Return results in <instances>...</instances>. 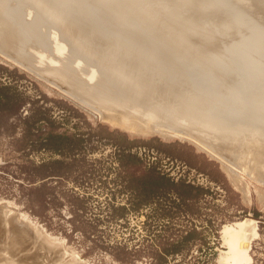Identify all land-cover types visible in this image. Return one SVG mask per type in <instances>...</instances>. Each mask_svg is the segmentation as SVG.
Segmentation results:
<instances>
[{
	"label": "rangeland",
	"instance_id": "1",
	"mask_svg": "<svg viewBox=\"0 0 264 264\" xmlns=\"http://www.w3.org/2000/svg\"><path fill=\"white\" fill-rule=\"evenodd\" d=\"M187 2L186 0H0L2 6L0 16H4L3 21L5 18L9 22L7 23L9 30L6 32V29H3L1 37H7L10 41L8 50L7 44L2 46L6 51L0 48L4 51L3 53L0 50V214L6 220L19 217L30 223L26 230L23 229L24 232L28 230L26 232L28 234H20L18 230H11L12 226L17 225L15 222L12 221L10 224L0 219V231L2 230L0 264H32L33 256L37 254L38 262L33 264H232L226 253L227 227L238 228L239 223L245 218H251L257 224V235L250 243L248 263L264 264V206L258 201L257 195V192L264 191V184L255 179L253 173H247L244 168V170L240 167L236 168L240 183L246 189L244 193L232 184L227 171L221 167L219 161L199 149L190 140L181 137L168 138L159 134H132L129 129L113 125L99 117L98 111L102 107L99 109L96 107L95 111V106L108 105L109 101L107 104L101 103L102 98L92 95L94 103L87 102L93 100L91 97L88 98L91 94L103 91L109 95L108 91H114L125 82L128 84L127 89L126 85L124 88L129 93L123 88L124 92L128 95L133 94L131 87L135 91L139 87V85L135 87L139 82H134L135 84L131 86L130 83L134 80L130 81L127 77L128 81H126L124 76L122 78V75L118 74L119 71L117 72L131 66H134L135 70L134 77L130 76L135 78V81L137 79L142 83L145 82V86L150 85L148 86L150 88L141 87V83V88L136 89L135 92L138 93H134V97L138 98L136 100L139 104L135 99L136 102L127 101L126 98L129 96L124 95L122 87H120L121 92L117 91L119 89L114 91L119 94L117 98L120 99L112 98L111 94L106 98L111 102L115 100L113 105L116 102L114 106H117V102L119 103L124 95L123 103L125 101L129 102L127 105L131 103L132 108L134 107V112L133 110L131 112L134 114H137L138 110L143 112L140 106H148L142 107L148 109H144V114L138 112L141 116H137L141 119L145 113L146 118L152 114L153 117L158 115L150 109L153 111L152 107H156L155 104L159 101L153 100L162 92L164 93L162 96L166 94L175 102L164 96L165 100L168 99L167 104L169 100L173 104L179 102L185 104L180 98H183L182 95L187 93V90H189L188 100L193 101L192 96L195 98L197 95V99L200 100L197 101L198 105L205 102L203 99L206 101L211 99L212 105H216L214 107L209 105L210 108H207L209 113H205L211 117L215 116L216 119L222 118V111L226 107L232 110L237 101L241 100L245 103V99L251 98V95L260 96L264 91L262 84L264 80L260 78V75L264 76L262 70L264 61H257L260 63L259 70L249 73L246 71V76L242 62L237 61L240 60V56L244 58L242 56L244 54L238 56L235 53L239 54L240 50L242 53L249 48L244 49L238 45L237 40L232 41L238 35L233 32L235 31L232 28L233 23L232 26L230 24L225 26L228 28H224L223 25L234 11H240L249 19V23L242 27L241 33L251 35L250 27L253 23L264 27V0H190V2L188 0ZM205 7L215 11L209 12ZM224 17L226 21L223 20ZM220 18L223 21H220ZM219 21L225 23H221L223 28L221 24L219 26ZM217 26L223 32H220ZM214 28L220 33L213 31ZM202 29L210 32L204 34ZM227 30L232 34L228 32L225 34ZM200 33L205 35H203L205 42L209 34L210 36L214 34L212 38L210 37L213 41L216 40L213 37L219 36V38L214 42L209 38L211 40H208L209 43L213 42V44L209 45L207 41L203 42L205 44L203 46L201 44L203 37H198L202 35ZM227 34L231 36V42L230 39L228 40L229 37L225 36ZM221 37L225 43L220 41ZM226 37L228 41L224 40ZM235 43H237L236 48ZM206 48L212 53L219 50L221 56L224 51H229L228 48L240 50L229 51L227 57L224 53L221 59L220 54L214 52L215 54L212 55L209 52L208 55L214 56V59L215 55L219 56L220 60L216 59L221 61L214 60L212 65L213 59H210L211 61L204 59L208 52ZM190 49H194L192 52L196 51L192 56ZM202 50L203 52H200ZM257 51L261 52L260 58L264 57L263 49ZM199 52L203 54L206 52V55L194 56ZM228 55L232 56L228 57ZM59 56L66 61L57 59ZM233 56L234 59L238 58L234 60ZM196 57L199 61H205L197 62ZM222 58H227L226 62H223L228 68L231 66L230 69L218 64L223 63ZM57 61L63 62L67 67L70 66L68 68H73L75 73L80 72L75 75L80 77L74 76L77 78L74 79L71 76V73L75 74L74 70L69 72L64 65L75 88L64 87L63 85L67 83L61 79L59 81L63 83L61 88L58 82L56 84L53 81V84L52 79L49 81L52 72L47 71L48 76L45 75V70L52 69L57 65ZM149 61L155 68L149 64ZM53 62L56 64L54 65ZM81 63L84 64L85 68L82 67L84 70L81 69ZM28 64L31 67H28ZM60 64L58 67L63 66ZM48 66L49 68H46ZM212 66L214 69L218 67L217 70L221 71L213 70ZM109 69L114 71L116 76ZM38 70L40 74L42 70V74L44 72L49 79L43 78L42 74L38 75ZM55 71L59 70L55 68ZM104 72L113 73L116 80L112 79V83L109 80L108 83L107 77L111 79L113 76L111 77V73L109 76L104 75ZM256 74H260L259 79L257 78L259 81H255L256 85L248 86L246 80L243 81L244 75L248 82L255 80ZM117 75L120 80L122 79L123 84L118 83L120 80ZM220 75L222 80L228 82H220L222 81L218 77ZM58 78L53 79L57 81ZM113 82L114 84L116 82L115 85L119 84L115 89ZM106 85H110L108 87L111 88L108 90ZM69 88L75 93L79 89L78 93L81 91L79 94H84L83 102L76 98L75 94H73L75 97L70 96L67 93ZM81 89L91 94L88 96ZM148 89H152L151 93L154 95L156 91L160 94L156 92L158 95L154 97ZM182 89L186 90L184 94H181L182 91L184 92ZM139 91L141 93L147 91L150 95L148 94L147 97L145 95L147 93H140L139 97L145 98L143 101L142 98L136 97ZM230 91L234 93L229 100L227 95H231ZM115 93L113 95L117 96ZM240 93L244 96L239 95ZM214 95L220 97L222 95V99L225 97L228 100L217 99L218 96ZM85 96L88 99L86 103ZM150 96L153 98L151 99ZM146 97L154 102V106L146 103ZM159 98L163 99L159 96L158 100ZM213 98L217 100L214 101ZM212 99L214 102L220 99L225 105H221L219 100L220 104L217 103L221 107L218 109L225 106L222 108L224 110L219 111L218 104L213 103ZM229 101L234 103H231L232 107H228ZM208 102H205L207 106ZM160 103H157V106L159 107V104L163 106V111L161 106L159 111L166 113L167 109L164 108L166 105H163L162 100ZM127 105L125 107L123 104L125 111ZM182 105L179 104V108ZM118 107L119 110L122 108ZM137 107L139 109H136ZM128 108L132 109L129 106ZM190 108L187 107V111L181 112L182 115L188 111L193 113L186 114V117L184 115L185 121L181 119V113L178 114L176 111L174 114V110L170 108L167 113L173 112L174 117L176 116V120L180 119L179 121H173L175 119L173 117L164 120V116L161 117L163 114L159 112L160 116H156L157 119L160 117L164 121L159 122L158 119V123L155 119L152 123L188 132L191 127L192 134L195 131L196 136L199 134L202 137L201 132L207 133L205 137L211 138V141L215 140L214 142H217L216 140L223 142L227 136L223 131L227 126H234L228 121L232 113H228L230 109L228 111L226 109V115V111L224 112L223 118L226 119L222 121V125H218L217 131L215 128L212 130L213 127H201L203 117L196 118L199 113L196 109L199 110L202 106L197 107L196 112ZM214 110L218 112V116L221 112V117H216L217 112ZM147 111L151 115H148ZM210 112L212 114L214 112L215 115ZM168 115L166 118L169 117ZM177 115H180L179 118ZM192 115L195 117L193 118ZM205 115L203 116L210 118ZM215 118L211 119L215 120ZM197 119L199 120L196 121ZM170 122L182 124L180 126L185 130L180 126L176 127L175 123L172 126ZM186 122L189 123V127ZM205 127L209 128V131ZM216 132H218L217 138L211 136L216 135ZM263 135L262 129L259 137H264ZM226 142L232 144L229 145L231 147L235 145L231 140L229 142L227 139ZM252 144L253 147H257L254 142ZM263 146L264 143L261 147Z\"/></svg>",
	"mask_w": 264,
	"mask_h": 264
},
{
	"label": "bare ground",
	"instance_id": "2",
	"mask_svg": "<svg viewBox=\"0 0 264 264\" xmlns=\"http://www.w3.org/2000/svg\"><path fill=\"white\" fill-rule=\"evenodd\" d=\"M188 0H186V3H188L187 2ZM185 2V1H184ZM189 2H190V0H189ZM207 5V4H206ZM210 6V5H209ZM208 6V7H209ZM211 6H213V5H211ZM214 6H215V4H214ZM213 6V7H214ZM216 7V6H215ZM214 7V8H215ZM0 8H2V6L0 5ZM205 9H206V7H205ZM216 9H217V7H216ZM2 10V9H1ZM0 10V11H1ZM206 10H209V12H211V10H212V8H211V10L210 9H206ZM212 11H215V10H212ZM90 12V11H89ZM2 13V12H1ZM0 13V14H1ZM85 13V12H84ZM2 17H4V16H0V37H1V33H2V31H4L3 29H6V32L9 30V28H7L8 26H7V23H9L8 22V20L7 19H5L4 18V21L2 20L3 18ZM221 19V18H220ZM226 18L224 17L223 18V20L224 21H226L225 20ZM222 19L220 20V21H223ZM219 21V22H220ZM225 24V23H223V22H220L219 23V26H220V24ZM231 23H233L234 24V26L236 27H232L233 29H235V31L233 30V32H236L238 35H236L237 37H235L234 39H232V41L234 40V41H236L237 40V42H238V45L240 46V47H244V49H245V47L246 48H253V49H255V50H247L246 49V51H242V53H240V49H242V48H240L239 46H237V47H239L238 49H236V50H233V49H231V50H233V51H238V50H240L238 53L239 54H237V53H235V52H233V53H235L236 55H241V54H244V55H242V56H244V58H242L241 56H240V60H238L237 58H235L234 59V56H233V59L234 60H236L237 59V61H240V62H242V65H243V69L245 70V75H246V71H248V73L250 72V71H255V70H259V68H258V66H260V63H257V61H261V60H263L264 61V57H262V58H260L261 57V52L259 53L257 50H259V49H263V56H264V27L263 26H261V25H259V24H256V23H253L252 25H251V27L250 28H252V30H251V35L249 34H247V35H243L242 33H241V30H242V27L243 26H245L246 24H248L249 23V19L246 17V15L244 14V13H242V12H240V11H234V13L232 14V16H230L229 17V19H227V21H226V24L225 25H223L224 26V28H228V27H225V26H229V24H230V26H232V24ZM222 24H221V28H223V26H222ZM3 27V28H2ZM217 28H219V31L221 32H223V30L221 29L220 30V27H218L217 26ZM231 28V27H230ZM231 28V29H232ZM216 28H214L213 29V31L215 30ZM204 29H202V32L205 34V33H207L208 31L210 32V30H208L207 32H205V31H203ZM225 30V29H224ZM215 31H217V33H220V32H218V30H215ZM69 32V31H68ZM67 32V33H68ZM199 32V31H198ZM229 33V31L227 30L226 32H225V34L226 33ZM102 33V32H101ZM203 33H200V34H202V35H198V37L200 36H202L203 38H202V42H201V44H203V42L204 43H206L208 40H209V38L211 37L212 38V36L214 35H212V36H210V34H209V36H208V38H207V36H206V38H207V41L205 42V35L203 34ZM212 33V32H211ZM4 34H5V32H4ZM70 34V33H69ZM199 34V33H198ZM216 34V33H215ZM230 34V33H229ZM231 34H232V32H231ZM230 34V35H231ZM2 35H3V33H2ZM204 35V36H203ZM208 35V34H207ZM219 35V34H218ZM220 36H223V35H220ZM225 36H228V34L227 35H225ZM235 36V35H234ZM245 36H248V37H245ZM6 37V36H5ZM110 37V36H109ZM224 37V36H223ZM229 37V36H228ZM231 37V36H230ZM230 37L228 38V40L230 39ZM210 38V39H211ZM214 39H216L217 40V38H219V36L217 37L216 36V38L215 37H213ZM201 39V38H200ZM221 40L220 41H223L222 39V37L220 38ZM231 39H230V42H231ZM9 39L6 37V38H0V44H2V45H0V48L4 45V44H7L6 45V48H7V46H10V41H8ZM11 40H12V37H11ZM103 40V39H102ZM212 40V39H211ZM211 40H209V41H211ZM216 40H214V41H216ZM219 40V39H218ZM224 40H227V37H226V39L224 38ZM227 40V41H228ZM33 41H35V40H33ZM209 41L207 42V43H209ZM213 41V40H212ZM213 41V42H214ZM12 43H13V41H11ZM213 42H211V43H209V45H211V44H213ZM224 42V41H223ZM225 43V42H224ZM223 43V44H224ZM226 43H228V42H226ZM228 44H230V43H228ZM232 44V43H231ZM236 44L237 43H235V48H236ZM205 44H203V46H204ZM232 45H234V43L232 44ZM228 46V45H227ZM230 46V45H229ZM5 47V46H4ZM206 47H208V46H206ZM3 48V47H2ZM1 48V49H2ZM6 48H3V50L4 51H6L5 49ZM205 48V47H204ZM203 48V49H204ZM0 49V50H1ZM12 49V48H11ZM208 48H206L205 50H207ZM212 51H214L212 48H210ZM226 50H227V47L225 48ZM7 50H8V48H7ZM223 50V49H222ZM222 50H221V53H222ZM228 50L229 51H231L229 48H228ZM4 51H2L1 50V52H3L4 53ZM190 51L192 52V51H194V49H190ZM198 51V50H197ZM208 51V52H207ZM205 53L207 54H205L206 56L204 57V59L205 58H207V59H213V61L211 62L212 63V65H213V63H214V60L216 61L217 59H219V56H220V59H221V57H223V55H224V53H226V56L225 57H227V54H229L227 51L225 52H223V55L221 56V54H220V52H219V50L217 51V52H219V53H217L216 51H214V52H216V54H220L219 56H216L215 55V57L217 58H215L214 59V56H210V55H208V53L209 52H211V51H209V50H207ZM88 52V51H87ZM127 52V51H126ZM196 52V51H195ZM195 52H192L191 54H190V56H192V54L193 53H195ZM200 52H203V50L202 51H200ZM198 53V54H194V56H197V55H200V54H203V53ZM213 52V53H214ZM232 52H230V53H232ZM2 53V54H3ZM86 53V52H85ZM119 53H121L120 51H119ZM132 53V52H131ZM213 53L211 52V53H209V54H212L213 55ZM7 54V53H6ZM74 54H76L75 52H74ZM77 54H78V52H77ZM204 54L202 55V56H204ZM215 54V53H214ZM5 55V54H4ZM99 56H101V55H99ZM201 56V55H200ZM199 56V57H200ZM208 56H210V57H208ZM230 56H232V55H230ZM229 55H228V57H230ZM61 57V58H60ZM70 57V56H69ZM87 57V56H86ZM198 57V58H199ZM236 57V56H235ZM201 58V57H200ZM242 58V59H241ZM55 59V58H54ZM53 59V61H55V60H57V59H59V60H63V62H65L66 60H65V58H62V56H59V58H57V59H55L54 60ZM67 59V58H66ZM70 59V58H69ZM193 59H195V58H193ZM219 59V60H220ZM227 58H225V59H223L222 58V62L224 61V62H226L225 60H226ZM230 60H231V58H229ZM15 60H16V58H15ZM196 60H197V62H200L198 59H197V57H196ZM195 60V61H196ZM210 60V61H211ZM233 60V61H234ZM205 60H203V61H201V63L202 62H204ZM218 61V60H217ZM216 61V62H217ZM19 62H21V61H19ZM59 64H60V62L59 61H57ZM63 62H61V64H63V66L65 65ZM69 62H70V60H69ZM71 62H72V60H71ZM142 62V61H141ZM151 62H153V61H151ZM206 62H209V61H207L206 60ZM218 62H221V61H218ZM223 62V63H224ZM239 62V63H240ZM253 62V63H252ZM57 63V65H55L54 64V62H53V64L55 65V66H57V67H55V66H53L52 65V62H51V65L53 66L52 67V69L51 68H49V66L48 67H46V68H49V69H51V70H49V69H44L45 70V75H48L49 76V73L48 72H52V73H50V75H52V77L51 76H49L50 77V80L49 81H51V79H52V82L51 83H53V81H55V83L56 82H58V86L60 87V86H62L61 84H63L62 82H59L60 81V79L62 80V81H65V83H67V84H65V85H63L64 87H66V86H72V84H71V77H70V74H69V72L71 71V70H74L73 68H68V67H70V66H66L67 67V69H68V71H66V67L64 68L63 66L60 68V67H58L59 66V64ZM67 63V62H66ZM210 63V62H209ZM223 63H218V64H222V66L224 65L225 66V63L223 64ZM227 63H230V61H227ZM226 63V64H227ZM235 63V62H234ZM233 63V64H234ZM23 64V63H22ZM60 64V65H61ZM83 63H81L80 64V66H81V69L82 70H84V64L82 65ZM149 64H151L150 63V61H149ZM241 64V63H240ZM29 65V64H28ZM68 65V64H67ZM134 65V64H133ZM152 65V64H151ZM78 66H79V64H78ZM131 66V65H130ZM153 66V65H152ZM210 66H211V64H210ZM215 67L217 66V64L216 65H214ZM214 66H212L213 68V70H217V68H215L214 69ZM219 66V65H218ZM223 66V67H224ZM228 65H226L225 67L227 68V69H230L231 68V66H229L230 68H228L227 67ZM28 67H31L30 65L28 66ZM73 67V66H72ZM82 67H84V68H82ZM154 67V66H153ZM223 67H221L222 69H223ZM34 68V67H33ZM33 68H30V69H33ZM55 68L57 69V70H59V71H55ZM59 68V69H58ZM155 68V67H154ZM232 68H233V66H232ZM264 67L262 66V70H264L263 69ZM64 69V70H63ZM107 69V68H106ZM114 69H115V67H114ZM118 69V68H117ZM208 69V68H207ZM210 69V68H209ZM34 70H35V68H34ZM33 70V71H34ZM60 70H61V72H60ZM64 71V73H63V71ZM108 70V69H107ZM106 70V71H107ZM109 70H111V69H109ZM134 66L132 67H130V68H127V69H123V70H117V72L119 71V73L118 74H120V76L122 75V78H123V76H124V79H126V81H128L127 80V77L128 78H130L129 80L131 81V79L132 80H134V81H132L130 84H131V86H133L135 83L134 82H139V84H137L135 87H137L138 85H139V87H137L136 89L137 90H139V88H141V87H147V88H150V87H148V86H150V85H147L146 84V86H145V82L144 83H142V82H140L139 80L137 81V79H136V81H135V78H132V77H134L133 76V74H134ZM212 70V71H213ZM219 71H221L220 69H218ZM217 70V71H218ZM234 70V69H233ZM36 71H37V69H36ZM35 71V72H36ZM41 71V74H42V70H40ZM48 71V72H47ZM228 71V70H227ZM74 73H75V70L73 71ZM111 72H114V71H112L111 70ZM110 72V73H111ZM115 72H116V69H115ZM115 72H114V75H115ZM116 72V73H117ZM120 72H122V74L120 73ZM231 72V71H230ZM234 72V71H233ZM257 72V71H256ZM80 73V72H79ZM78 72L77 73H75L74 75H72V73H71V76L72 77H74L75 75H77V74H79ZM110 73H106L105 74V72H104V75H107L108 74V76L110 75ZM136 73V72H135ZM40 74V72H39V70H38V75ZM40 74V75H41ZM264 74V73H263ZM43 78H46V76L44 75V72H43ZM132 77H131V76ZM141 75H143V74H141ZM244 75V76H245ZM257 76H256V79L255 80H253L252 79V81H248L247 82V77H246V79L244 78V76H243V81L244 80H246L245 82L247 83V85L249 86H253V85H256L255 84V81L257 80V78L259 77V75L258 74H256ZM45 76V77H44ZM55 77V79H57L58 77V80L56 81V80H54L53 78ZM113 76V73H111V77ZM116 76V75H115ZM143 76H145V75H143ZM215 76V75H214ZM217 76V75H216ZM226 76L227 75H225V77L224 78H226ZM247 76V75H246ZM42 77V76H41ZM49 77H47L48 79H49ZM75 77H77V76H75ZM74 77V79H77L78 77H80V76H78L77 78H75ZM106 77V76H105ZM117 77L119 78V80H120V77H119V75H117ZM218 77H220V80H222L221 79V75L220 76H218ZM217 77V78H218ZM223 77V76H222ZM264 76L262 75V77H261V75H260V78H262L263 80H264V78H263ZM46 78V79H47ZM216 78V77H215ZM216 78V79H217ZM47 79V80H48ZM107 79H108V83H109V80L111 81V83H112V79L114 80H116V78H114V76L111 78V79H109V77H107ZM124 79H123V81H124ZM219 79V78H218ZM259 79V78H258ZM118 80V79H117ZM122 80V79H121ZM121 80H120V82L118 81V83L119 84H123V82L121 83ZM219 80V81H220ZM225 80V79H224ZM224 80H222V81H220V82H223ZM259 80H257V82H258ZM262 81V80H261ZM125 82V81H124ZM225 82V81H224ZM223 82V83H224ZM226 82H228V81H226ZM225 82V83H226ZM117 83V84H118ZM126 83V82H125ZM123 84L122 86H119V84L118 85H115L116 84V82H115V84H114V82H113V84L115 85H113V89H115V87H117V86H119V88L117 87L116 89H119V90H117V91H120V87H122V89L121 90H123V88L125 87L124 85H126V89H127V84ZM142 83V84H141ZM261 83V82H260ZM54 84V83H53ZM57 84V83H56ZM133 84V85H132ZM140 84H141V87H140ZM165 84H166V82H165ZM262 84H264V82L262 83ZM91 85V84H90ZM110 85H112V84H110ZM110 85H108V86H110ZM144 85V86H143ZM246 85V84H245ZM259 85V84H258ZM261 85V84H260ZM107 86V85H106ZM107 86V87H108ZM130 86V87H131ZM263 86V85H262ZM106 87V88H107ZM61 88V87H60ZM68 88V87H67ZM72 88H75L74 86H72ZM106 88H105V90H106ZM111 88V87H110ZM109 87H108V90L110 89ZM124 88V89H125ZM153 88V87H152ZM231 88V87H230ZM70 90H67V93L68 94H70V96L72 95L73 97H75V95H77L76 96V98H79V99H81L82 100V102H83V99H82V96H84V94L83 93H81V94H83V95H81V94H79L78 93V91H79V89H78V91H77V89H75V91H77L76 93L74 92V90H72L71 88H69ZM102 89V88H101ZM115 89V90H116ZM126 89H125V92H127V93H129L128 91H126ZM131 89H133L134 90V88H132L131 87ZM136 89H135V91H136ZM165 89V88H164ZM166 89H168V88H166ZM171 89H173L174 90V88H171ZM181 89V88H180ZM64 90V89H63ZM82 90V89H81ZM114 90V91H115ZM132 90V93L134 92L135 94L136 93H138V91L137 92H135V91H133ZM143 90H146V89H143ZM150 90V94H152L151 92H152V89H148V91ZM182 90H184V89H182ZM230 90H232V88L230 89ZM83 92H85V94L87 93L88 94V96L91 94V93H88V91H84V90H82ZM98 91V90H97ZM107 91V90H106ZM105 91V92H106ZM111 91H113V90H110V92ZM113 91V93H115ZM140 91H142L141 89H140ZM139 91V94H137L138 96H136V97H139V95H141L142 93H147V94H145V95H147V97H149V93L147 92V91H145V92H140ZM154 89H153V93H154ZM185 91L186 90H184V92L182 91L181 92V94H184L185 93ZM188 91L189 90H187V93H185L184 95H186V96H184V95H182V97L183 98H180V99H182V101H185L184 103L185 104H183L182 102L180 103H176V104H173V103H170V102H172L173 100V98L172 97H169L168 98V95L166 96V94L165 95H163L162 96V94H164L163 92L161 93V95H158L157 93H159L160 94V92H158V91H156L155 92V95L157 96V98H155L153 101L155 102V100L157 99V101H159V102H157V103H160V100H162L163 101V105H168L167 107L166 106H164V108L165 109H167V112H169L168 111V109L170 110V108L172 109V111L174 112V114L176 113V111L178 112V114L179 113H181V112H183V110L184 111H187V110H189V108L186 110V108L187 107H191L190 109H196L197 107H200V106H202V108H199V110H198V108L196 109L197 110V112L199 111V113L198 114H201L202 116H198V114L197 113H194V114H197L196 115V118L197 117H203V119H201L202 121H203V125H201V127L202 126H207V127H210V128H212L213 127V129L212 130H214V128H215V130H217V129H219L218 127V125H222V121L223 120H225L226 118H223L224 117V112L226 111V109H227V107H226V109L224 110V109H222V108H225V106L223 107L222 106V108L221 109H218V108H220L221 106H219V104L221 103V100H220V103L218 104L217 102H214V101H216L218 98H221L222 97V95H221V97L219 96V95H214L215 97H217V99L216 98H213L214 99V101H213V99H212V101H213V103H217L218 105L217 106H219V107H217V109L219 110V111H222V110H224V111H222V114H223V116H222V118H217L218 119V121H217V119L215 118V116L213 117H211V115H209L208 113H209V109H207V108H210V106L209 105H211V106H215L216 104H213L212 105V102H211V99H209L208 101H206V99H203V100H205V102L207 103H209L208 104V106H207V104L204 102H202L201 103V105H198L199 103V101L200 100H198L197 99V95L195 96V98L192 96V98H193V101L192 100H188V98H187V96H189L188 95ZM251 91H253V89L251 90ZM250 91V92H251ZM65 93H66V90L64 91ZM73 92V93H72ZM100 92H102L103 93V91H99V92H95L94 94H91V96H89L88 98H93L92 97V95H97L98 96V98H102L101 100H103V102H101V100L100 99H98V100H100V102L101 103H105V104H107V101H109L108 102V105H100V104H98V103H100V102H97V104L98 105H94L95 106V108L96 107H98V109L99 108H101L98 112H99V117H101V119H103V120H106L107 122H109V123H111V124H113V125H117V126H121V127H123V128H127V129H129L128 131L130 132V133H132V134H134V133H139V134H147V135H149V134H159V135H162V136H165V137H181V138H185V139H188V140H190V142H192V143H194L199 149H201V150H203V151H205V152H207L210 156H212L213 158H215L217 161H219L220 162V164H221V167L222 168H224L226 171H227V174H228V176H229V178H230V181L232 182V184H234V186H236V187H238L241 191H243L244 193H246V189H244L243 187H242V185H241V183H240V178H239V174H238V172H237V170H236V168L237 167H240V168H244L245 169V171L247 170V173H249V174H252L253 175V177H255V179H257L258 181H260L261 183H263L264 184V146L263 147H261V145H262V143H264V142H262V141H264V137H259L260 135H261V130L263 129L264 130V91H262V93H261V95L260 96H257V95H251L250 97L251 98H248L247 100L245 99V103H242V101L240 100V101H237L236 103L237 104H235V107L233 106H231L232 104H234L233 102H230L229 101V106L226 104V106H228V107H232L233 109L231 110L230 108H228L227 109V111H228V113L229 112H232L231 113V115L229 116V119L230 120H228L229 121V124L232 126V125H234V126H232V127H228L227 125V128L225 129V131H223L222 132V130H224V129H222V130H219L220 132H222L224 135H227V136H225L226 138L223 140V142L221 141V142H219V140H216L217 142H214V141H211L212 139L211 138H207V137H205V136H207L208 134L207 133H205V134H203L202 132H201V134L203 135L202 137H200L201 135H199L198 134V136H196V132L194 133L193 132V134L191 133V127H190V131L188 132V131H186L185 130V128H182V126H180V125H182V124H180L179 122V125H177L175 122V125H176V127H178V126H180L182 129H184L185 131H183V130H181V129H171L170 127H168V128H166L164 125V127L163 126H161V125H159L158 123L160 122V121H164L165 119L167 120H169L170 119V117H173V118H175L174 120H173V118H171V120H173V121H175L176 120V116L174 117V115H173V112H172V114L171 113H162V112H160L159 110H160V104L162 103H160L159 104V107L157 106V103L155 104L156 105V107L154 106V102L152 103L151 102V100L149 101L148 99H147V97H146V100H147V102L146 103H151L152 104V106H154V107H152L153 108V111L150 109V111L151 112H154L155 111V114L156 113H158V115L160 116V113H162L161 115V117H163L164 116V120H162L160 117L158 118L159 119V122L157 121L158 119H157V117L156 116H158V115H156L155 117H153L154 116V114H152L151 115V113H148L149 111H147V113H148V115H151V116H148L147 118H146V113H145V119L142 117V119L141 118H139L141 115V113L139 114L138 112L140 111V112H142V110H138L137 111V114H134V113H132V112H134V107L132 108V105H131V103H132V100L134 101V99H135V95H134V93L133 94H130V95H128L127 93H125L124 92V90H123V93H124V95L126 96V94H127V96H129L128 98H126V100L127 101H131V103H130V105H127V103H129V102H127V101H125V103H123L124 102V100H125V96L123 95V93H120L121 95H123L122 96V98L124 99V100H122V98H121V100H120V102H121V104H120V102L118 103L117 102V104L119 105L120 104V106L119 107H122L123 108V104H124V106L125 105H127V110L125 111L124 109H126V108H121L120 110L119 109H117V107H118V105L117 106H114V105H116L115 103H114V105H113V102L115 101H110L109 100V98H106V97H108L110 94L112 95V98L113 97H116V98H114V99H120V98H117L118 97V93L116 92L115 94L117 95V96H114L113 95V93H110L109 91L107 92V94L109 93V95H106L105 93H103V94H105L106 96L104 97L103 95H100L101 93ZM229 92V91H228ZM228 92H226V94L228 93ZM239 92H241V91H239ZM238 92V93H239ZM78 93V94H77ZM141 93V94H140ZM179 93V94H178ZM178 93H175V94H178L179 96L181 95L180 94V92H178ZM230 93H231V91H230ZM234 92L232 91V93H231V95H227V97H229L228 99L230 100L231 98L230 97H232V94H233ZM253 93H254V91H253ZM255 93H257V92H255ZM73 94H75V95H73ZM149 94V95H148ZM191 94V93H190ZM229 94V93H228ZM236 94V93H235ZM234 94V95H235ZM78 95H81V96H78ZM121 95H120V97H121ZM152 95H154V94H152ZM155 95H154V97H155ZM177 95V96H178ZM239 95H241V96H244V95H242V93H240ZM100 96V97H99ZM163 97V99H164V96H166L168 99H170V100H172V101H170L169 100V103L167 104V102H168V99L167 100H165L166 102H164V100L163 99H160V100H158V97ZM176 96V95H175ZM176 96V97H177ZM179 96H178V98H179ZM226 96V95H225ZM238 96V95H237ZM236 96V97H237ZM110 97V96H109ZM151 97V99L153 98L152 96H150ZM165 97V98H166ZM205 97V96H204ZM206 97H209V98H211L210 96H206ZM223 97H224V95H223ZM235 97V96H234ZM233 97V98H234ZM239 97V96H238ZM87 97L85 96V103H86V100H88V99H86ZM112 98H110V99H112ZM140 98V97H139ZM141 98H142V100H143V96H141ZM140 98V99H141ZM172 98V99H171ZM225 98V97H224ZM222 99V100H228L227 98H225V99ZM79 99H78V101H79ZM137 100H138V98H136ZM135 99V100H136ZM139 99V100H140ZM239 99H240V97H239ZM239 99H236V100H239ZM105 100V101H104ZM136 100V101H137ZM142 100H140V101H142ZM144 100H145V98H144ZM143 100V101H144ZM175 100V99H174ZM189 102H188V101ZM95 101H97L96 100V98H95ZM116 101H118V100H116ZM136 101H134V102H136ZM142 101V102H143ZM149 101V102H148ZM179 101V100H178ZM192 101V102H191ZM198 101V102H197ZM232 101V100H231ZM233 101H234V99H233ZM87 102H92V103H94V98H93V100L91 101V100H88ZM133 102V103H134ZM139 101H137L136 103H138ZM174 102V101H173ZM186 102H188V103H186ZM226 102V101H225ZM84 103V104H85ZM143 103H145V102H143ZM145 103V104H146ZM165 103V104H164ZM175 103V102H174ZM196 103V104H195ZM198 103V104H197ZM232 103V104H231ZM80 104V103H79ZM109 104H112V105H110L109 106ZM139 104V103H138ZM138 104H136V105H138ZM141 104V103H140ZM147 104V105H148ZM171 104V105H170ZM175 105V107H173V105ZM179 104L180 105H182V106H180V108H179ZM223 103H221V105H222ZM82 105H83V103H82ZM87 105V104H86ZM90 105H92L91 103H90ZM142 105V104H141ZM223 105H225V104H223ZM89 106V105H88ZM100 106V107H99ZM128 106L129 107H131L132 109L130 110L129 108H128ZM135 106V105H134ZM151 105H149V107H150ZM185 106H186V108H185ZM116 107V108H115ZM118 107V108H119ZM126 107V106H125ZM141 108L140 109H143V112H144V109L145 110H148V109H146V108H142V107H148V106H140ZM169 107V108H168ZM192 107H195V108H192ZM87 108V107H86ZM91 108L92 109H94L93 108V106H91ZM151 108V107H150ZM154 108H156V109H154ZM158 108V109H157ZM174 108V109H173ZM185 108V109H184ZM203 108H205V109H207V111L205 110L204 111V109ZM128 109H129V111H128ZM136 109H139L138 107L136 108ZM136 109H135V111H136ZM164 109V110H165ZM178 109V110H177ZM203 109V110H202ZM215 109V108H214ZM97 110V108L95 109V111ZM133 110V111H132ZM157 110V111H156ZM196 110L195 111H193V112H196ZM201 110V111H200ZM211 112L213 111V108L211 107ZM132 111V112H131ZM161 111H163V106H161ZM191 112H192V110H190ZM214 111H216V110H214ZM227 111L225 112V115H226V113H227ZM97 112V113H98ZM142 112V114H144ZM160 112V113H159ZM202 112H204L203 114H202ZM205 112H208V113H205ZM210 112V114H212ZM217 112V111H216ZM96 113V114H97ZM136 113V112H135ZM188 113H190L189 111L186 113V114H188ZM167 114H169L168 116V118H166L167 117ZM170 114H171V116H170ZM186 114H184L185 115V117H186ZM191 114H193V113H190V115ZM208 115V116H210V118L209 117H204L203 115ZM217 115H216V117L218 116V112L216 113ZM220 115L218 116V117H221V112L219 113ZM136 115V116H135ZM139 117H138V116ZM166 115V116H165ZM173 115V116H172ZM180 115H182V113L180 114ZM179 115V116H180ZM184 115H182V116H180L181 117V119H183L184 121H185V119L183 118V116ZM205 115V116H206ZM212 115H215L214 114V112H213V114ZM178 116V115H177ZM179 116L177 117V118H179ZM193 116V115H192ZM227 116V117H228ZM188 117V116H187ZM195 117V115L193 116V118ZM190 118H191V116H190ZM193 118H191V120L193 119ZM211 118H215V120L214 119H211ZM155 119H156V122H158V123H152V121H155ZM161 119V120H160ZM178 120V119H177ZM176 120V121H177ZM180 120V119H179ZM178 120V121H179ZM190 120V121H191ZM199 119H197L196 121H198ZM194 121V120H193ZM201 121V122H202ZM161 122V123H162ZM166 122V121H165ZM171 123V122H170ZM169 123V124H170ZM173 123V124H174ZM183 123V122H182ZM187 123V125L189 124L188 122H186ZM185 123V124H186ZM198 123V122H197ZM200 123V122H199ZM167 124V123H166ZM168 124V125H169ZM172 124V123H171ZM173 124H172V126H173ZM200 124H202V123H200ZM199 124V125H200ZM190 125H191V123H190ZM225 125V124H224ZM184 126V125H183ZM194 125H192V127H193ZM196 127H197V125H195ZM179 127V128H180ZM185 127V126H184ZM188 127H189V125H188ZM200 127V126H199ZM207 127H205V129L207 130V131H209V128L207 129ZM222 127V126H221ZM229 128V129H228ZM196 129V128H195ZM201 129V128H200ZM194 130V129H193ZM192 130V131H193ZM200 131H202V130H200ZM200 131H198L199 133H200ZM205 131V130H204ZM218 131V130H217ZM210 132H212V131H210ZM221 133V137H222V134ZM259 133H260V135H259ZM195 134V135H194ZM207 134V135H206ZM210 134H212V133H210ZM217 134H218V132H216V135H211V136H216V138H217ZM220 134V133H219ZM259 135V136H258ZM264 136V135H263ZM258 137V138H257ZM223 138H224V136H223ZM211 139V140H210ZM229 140V142H230V140L231 141H233L234 142V144L236 145H233V147H231V146H229V145H232V144H228L227 142H226V140ZM183 140V139H182ZM222 140V139H221ZM255 143L256 145H257V147L256 146H252V145H254V144H252V143ZM248 146V147H247ZM254 148V150H253V148ZM251 150H253V152L251 153ZM243 169V170H244ZM241 176V175H240ZM243 180H245V179H243ZM245 184V183H244ZM248 189V188H247ZM242 193V192H241ZM257 195H258V201H260V203H261V205L262 206H264V191H259V192H257ZM246 198V197H245ZM3 219L4 221H8V222H10V224H11V222L13 221V222H15L17 225H14V226H12L11 227V230H18L19 232H20V234L22 233V234H25L27 231H23V229H25L26 230V228H27V226H30V223L29 222H27V221H25V220H22V219H20L19 217H12L11 218V220H6L4 217H2V215L0 214V219ZM3 223V222H2ZM4 223H6V222H4ZM6 224H8V223H6ZM5 224V225H6ZM8 227V226H7ZM1 229H3L2 227H1ZM2 231V230H1ZM0 231V232H1ZM7 233V232H6ZM26 234H28V233H26ZM1 235V234H0ZM33 235V234H32ZM255 235H257V224L255 223V221H253V219H251V218H245L243 221H241V223H239V227L237 228V227H233V226H230V227H227V237H226V242H227V244H228V249L226 250V253L228 254V257H229V259L231 260V262H232V264H249L248 262L250 261V256H249V249H250V243H251V240L254 238V236ZM20 236H22V235H20ZM24 236V235H23ZM28 236V235H27ZM25 237V236H24ZM22 238V237H21ZM24 239V238H23ZM27 239H29L28 237H27ZM27 239H24V240H27ZM28 241V240H27ZM24 242V241H23ZM37 242V241H36ZM12 243V242H11ZM19 243V242H18ZM30 243V242H29ZM32 243V242H31ZM38 243V242H37ZM47 244V243H46ZM16 245V244H15ZM18 245V244H17ZM19 247V246H18ZM23 248V247H22ZM21 248V249H22ZM40 248V247H39ZM9 249V248H8ZM47 249V248H46ZM11 250V249H10ZM19 250V249H18ZM28 250V249H27ZM38 251V250H37ZM54 251V250H53ZM20 253H22V252H20ZM19 253V254H20ZM35 253V252H34ZM41 254V253H40ZM12 255H13V253H12ZM33 255V254H32ZM38 255V254H37ZM37 255H35V257L33 256V263H37L38 262V256ZM30 256V255H29ZM16 257V256H15ZM28 257V256H27ZM38 257V258H37ZM19 258H21L20 256H19ZM24 258H25V256H24ZM22 259V258H21ZM27 259V258H26ZM9 261V260H8ZM31 261V260H30ZM20 263V262H19ZM22 263H24V262H22ZM29 263V262H28ZM32 263V264H33Z\"/></svg>",
	"mask_w": 264,
	"mask_h": 264
}]
</instances>
